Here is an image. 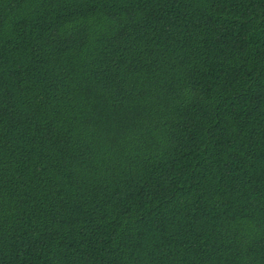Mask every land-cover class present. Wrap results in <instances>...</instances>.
<instances>
[{"label": "trees", "instance_id": "trees-1", "mask_svg": "<svg viewBox=\"0 0 264 264\" xmlns=\"http://www.w3.org/2000/svg\"><path fill=\"white\" fill-rule=\"evenodd\" d=\"M0 264H264V0H0Z\"/></svg>", "mask_w": 264, "mask_h": 264}]
</instances>
